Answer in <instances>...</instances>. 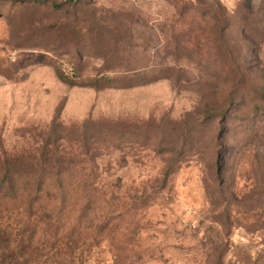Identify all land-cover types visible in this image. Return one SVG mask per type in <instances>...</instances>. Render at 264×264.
<instances>
[{
  "label": "rangeland",
  "instance_id": "374dc122",
  "mask_svg": "<svg viewBox=\"0 0 264 264\" xmlns=\"http://www.w3.org/2000/svg\"><path fill=\"white\" fill-rule=\"evenodd\" d=\"M40 1H0V227L29 263L264 264V0Z\"/></svg>",
  "mask_w": 264,
  "mask_h": 264
},
{
  "label": "trees",
  "instance_id": "16d2710c",
  "mask_svg": "<svg viewBox=\"0 0 264 264\" xmlns=\"http://www.w3.org/2000/svg\"><path fill=\"white\" fill-rule=\"evenodd\" d=\"M0 1H2V0H0ZM5 1L20 3V4H23V3L41 4V3H43L40 0H5ZM67 4H72V1L67 0L62 5L53 4V6L55 8H58V7H61L63 5H67ZM73 74H74V72H73ZM56 76H57L58 80L63 82V83H72L69 79L64 78L62 76V74H59L58 72H56ZM45 194L46 195L50 194V196L52 197L54 193L53 192L51 193V191L49 192L47 190L45 192ZM33 200H34V198H33ZM33 200H32V202H33ZM31 203H28V207H26L28 211L32 210V207H34ZM53 217H55L56 221L58 222V220L60 219V214L57 213V214L53 215ZM24 239H25L24 242L21 241L19 244H15V242L10 240V237L7 235L6 229H4V227H0V264H30L29 263L30 257H34L35 253L38 252L37 251L38 248H35L36 245L34 244V242H36L35 237H34V233L30 232L28 234L27 238L25 237ZM53 241H57V240L53 238ZM11 247L15 248L13 250L14 252L15 251L20 252V253L30 252L31 254L28 255L27 257L21 255L19 257V258H21V260H18V259L13 260L14 257L12 255V252L10 251ZM66 247H70V246H66ZM14 252H13V254H14Z\"/></svg>",
  "mask_w": 264,
  "mask_h": 264
}]
</instances>
